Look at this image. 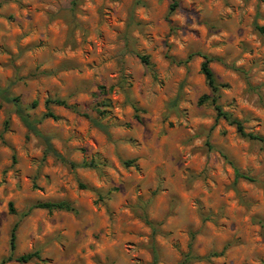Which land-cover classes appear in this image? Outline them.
Listing matches in <instances>:
<instances>
[{"label": "rangeland", "instance_id": "1", "mask_svg": "<svg viewBox=\"0 0 264 264\" xmlns=\"http://www.w3.org/2000/svg\"><path fill=\"white\" fill-rule=\"evenodd\" d=\"M258 28L264 0H0V88L63 159L0 100V264H264V145L197 104L204 56L221 111L264 138ZM58 201L75 211L31 208Z\"/></svg>", "mask_w": 264, "mask_h": 264}, {"label": "trees", "instance_id": "2", "mask_svg": "<svg viewBox=\"0 0 264 264\" xmlns=\"http://www.w3.org/2000/svg\"><path fill=\"white\" fill-rule=\"evenodd\" d=\"M259 32L264 33V28H258L257 29ZM202 63L200 65V73L203 76L206 85L210 91V95H203L201 96L197 104L198 105H203V104H208L213 108L215 111V118H221L225 121L228 122L229 125H232L235 128L236 133L242 137V138H247L249 140H254L257 142H260L264 145V138L259 137L257 135H252V134H246L243 131L242 125L239 121L231 119L229 115L226 113L222 112L220 107L216 104V97L215 93L217 91V87L214 82L213 75L208 67V59L204 56H202ZM142 62H145L144 59H142ZM12 85V82L10 85L6 86L5 88H0V100L1 102L5 104H10L12 106V111L13 114L17 117L18 121L20 122L21 126L24 128L26 132V138L29 136H32L36 139H38L41 144H42V155L43 157L47 155L53 156L55 159H58L62 161L63 159L60 157V155L56 154L55 151L52 149L51 144H50V137L43 134L37 127L39 121L36 119L32 118L29 113L27 112L26 108L22 106L20 103L19 99L17 97L12 96V94L9 91V87ZM45 106L47 109L48 104H54L56 106L68 108L66 103L63 100H46L45 101ZM32 108L35 106V103H31L30 105ZM74 110V109H73ZM42 118H50L54 119V116L49 112L46 111V113L43 114ZM98 126V125H97ZM90 167H94V165H86ZM234 176L235 178H240L246 181H250V179L244 175L239 174L236 170H234ZM31 208L34 209H41L45 210L47 212L51 211H64V212H74V208L67 202L64 201H58V202H45V203H37L33 205ZM8 211L10 214H13V210L11 208V205H8ZM17 224L14 223L9 231L8 235V256L3 259L0 263H4L5 261H10L13 257V251L15 248V230H16ZM216 256L215 254H209L208 256L203 257L204 259H208L209 257H214ZM35 258L37 259V254L36 253H31L27 255H22L14 258V260L18 263H25L29 261L30 259ZM198 257H195L193 255H187L180 263L178 264H184L188 262L189 260H198ZM157 262V255L155 250L153 249L151 252V262L150 264H156Z\"/></svg>", "mask_w": 264, "mask_h": 264}]
</instances>
